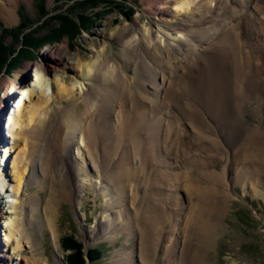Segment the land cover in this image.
<instances>
[{
	"label": "rangeland",
	"instance_id": "374dc122",
	"mask_svg": "<svg viewBox=\"0 0 264 264\" xmlns=\"http://www.w3.org/2000/svg\"><path fill=\"white\" fill-rule=\"evenodd\" d=\"M0 1L1 5L6 0ZM143 1L20 0L14 7V22L6 24L0 16V45L4 50L3 56L8 53L0 65V82L5 81L8 92L4 98V90L0 87V104L4 107L0 117L1 152L4 150L1 143L8 134L9 115L21 99L24 82H32L34 71L41 67L49 78L53 77L55 71L50 68L53 63L49 61L50 55H60L62 64L57 66V72L59 69L64 71L58 74L63 78L62 83L71 87V83H75L73 77L82 80V65L95 59L105 45L108 47L101 54L124 67V43L113 35L117 25L123 28L120 17L128 22L131 34L135 32L140 36L144 33L142 26H145L153 33L158 30L159 35L164 34L174 51V45L185 44L182 40H171L169 34L171 37L178 32L185 35L191 20L182 21L187 24L185 27L177 20L176 29L160 31L157 17L147 11ZM203 2L209 6L208 15L211 16H215V6H224L219 11L220 15L232 5L235 10L240 6V0L236 1L237 4L220 0L219 6L215 0ZM256 3L255 8L252 3L249 7L254 25L261 28L264 26V4L262 0ZM205 4L202 7L198 4V10L204 11ZM175 12L187 14L173 10ZM58 16H65L60 19L65 25L59 23ZM216 22L217 18L209 26ZM241 42L243 44L239 39L238 53L241 48L251 60L241 63L254 64L264 70V60L261 57L257 59V52L249 49L247 52ZM150 51L153 52L152 49ZM212 53L214 60L219 61L216 73L224 84L209 83L207 76L213 73L206 62L201 61L194 75L197 79L193 83L195 87L189 91L183 85L193 79L191 76L174 72V63L161 52L151 55L141 51L147 61L145 65L150 64L154 68L156 77L147 76L150 87L144 89L143 83L136 101L131 96L120 101L128 103L126 107L131 110L130 116L125 113L124 117L128 119L123 123L120 107L116 109L113 122L117 126L109 131L110 146L105 150L108 154L105 153L104 158L101 145L95 144L91 155L82 142L88 119L81 125V135L77 131L73 138L72 129H67L68 125L78 122L76 117L85 109L81 103L84 91L97 88L101 78L95 75L84 79V91L73 87L70 100L77 103L74 109L70 108L68 99L52 103L53 110H72L75 116L74 119H66L62 112L54 115V126L45 147L48 148L47 154L42 155L43 177L40 175L34 183L30 179L21 191L19 198L25 210L31 197L41 205L37 207L36 214L33 213V221L26 225L20 252L5 240V218L10 215L5 213V201L11 199L10 190L0 194V256L4 257H0V264H30L33 256L47 259V264H71L76 251L83 260L82 264H88L87 252L94 248L100 253L91 264H121L118 260L125 257L132 261L124 264H264V80L261 79L264 73L253 75L261 84L248 85L245 100L242 97L245 93L241 94L239 84L234 80V72L238 68L235 58L217 50ZM125 54L139 63L136 52L135 55L130 51ZM79 58L82 65L78 64ZM8 62L10 65L7 66ZM132 68H120L121 89L130 85ZM167 80L165 93H161L159 102L154 103L155 88L158 90L160 84ZM170 80L175 82L168 89ZM246 82L241 86L244 90ZM16 90H19V95ZM50 91L56 97L57 89L53 82ZM248 97L252 98L250 102ZM118 102H115L116 106ZM251 128L254 130L249 132ZM72 138L76 144L73 147L69 143ZM103 141L100 139V144ZM129 141L134 145L128 147ZM174 145L175 162L165 154V150ZM3 167L8 184H12L11 164ZM93 168L99 173L92 171ZM127 169L135 176H126L122 188L117 186L120 193L122 191L121 194L127 196L120 204L122 196L114 191L116 184L109 175ZM98 174H102L100 180ZM98 181L107 186L104 191ZM49 184L56 188L53 190L57 196L53 214L55 233L44 216ZM219 201L222 204L214 210ZM111 205L113 207L109 208ZM210 218L213 220L209 221ZM108 221L116 224L113 229H105ZM214 222L215 226L209 231ZM146 259L150 261L147 263Z\"/></svg>",
	"mask_w": 264,
	"mask_h": 264
},
{
	"label": "bare ground",
	"instance_id": "6f19581e",
	"mask_svg": "<svg viewBox=\"0 0 264 264\" xmlns=\"http://www.w3.org/2000/svg\"><path fill=\"white\" fill-rule=\"evenodd\" d=\"M19 1L20 0H6L4 4L0 5V16L2 17V19L4 20L6 24H10L14 20V7ZM203 1L205 0H191L192 7L190 10H184V12L187 13L185 15H179L180 13H176V12H175L176 14L173 13V10L182 11L180 10V8L176 7V5L182 3V0H144L143 1L144 5L147 7V11L152 14H155V16L157 17V22L160 24V26H158L159 29H161L160 31L163 30L164 32V31H171L172 29H176L177 24L175 23L177 22V20L180 21L182 27L187 26V24H183L182 21L191 20V23L188 27L190 29L186 28V33H185L186 39L182 40V42H184L185 44H181L180 42L179 45H174L175 47L173 48L175 49V51L171 48L170 46L171 44L169 43L167 37L164 36V34L161 35L164 37V44H161L160 41L157 39V35L160 32L157 30V33L156 32L153 33L150 29L147 35H145V33H142L140 36L138 35L139 36L138 42H133V44L128 47L124 46V50H123V54H124L123 60H125L124 67L121 65L120 68H124V70H126V69H130V67L131 68L134 67L132 68L133 76L129 77L130 85L126 87L125 89H121V80H122L121 71L115 79H111V80L105 78L100 70H97L93 75L88 76L87 75V65L86 63L82 65L81 58H79L78 64L82 65L81 79L82 80L91 79L92 77H95V75H98V77L101 78L99 80L101 82L98 84L97 88H90V90L84 91L83 96H82L83 100L81 103H83V106L85 107V109L79 115V117H76L78 118V122H76V124H70L71 126L68 125L69 127H67V129L68 128L72 129V134L74 138L77 131L80 132V135H81V125L84 123V120L85 119L89 120L88 125L87 126L85 125L86 126L85 132H84L85 137L81 136V138H83L82 142H84L86 148L90 150L89 153L91 155H93V153L91 152V148H93L95 144L102 146L101 151L104 152L102 154L103 158L105 157V153L108 154V152L105 150H108L110 146L109 145L110 142H108L109 141V136H108L109 131L112 129V127L117 126L115 121L113 122L116 109L120 107V115L123 116V123H126L128 119L127 117H124L125 113H127L126 116H130L129 113L131 112V110H128V108L126 107L128 103L124 104V102H120V101L124 99L126 96H131L133 101H136V99L140 96L138 91L140 90L141 87H143V83H145L144 89L147 87H150L148 85L149 79L147 76L151 74L150 76L153 75L156 77V75L154 74V68L151 67L150 64L145 65L147 61L140 54L141 51H143V53L144 52L150 53L151 55L159 51L166 58H168L170 61L174 63L175 65L174 72L180 71V74L182 75H186L187 77L191 76L193 79L183 85V88H185V90L186 89L189 90L190 88L191 90L194 89L195 84L193 83L194 81L195 82L197 81V79H195L196 76L194 77V75L196 74L195 72L197 71V69L200 68L199 65L201 61L206 62V65L209 67V70L212 71V73L214 74V76H212L213 74H210V76H207L209 83L214 82V83L224 84V80L216 73L220 65H219V61L216 62L213 58L212 51L214 50H217L219 53L226 55V56L231 54L235 58L236 61L234 63L235 65L236 64L238 65V68L234 72V80L237 81V83L239 84L241 94L245 93L244 96L242 97L244 98L246 97V87L248 85L253 86L255 84L256 86V84L258 83L261 84L260 80L256 78L257 76L255 77L253 75L256 73L258 75L259 74L263 75L264 70L255 66L254 64L241 63L244 60H248V61H251V60L249 57H246L245 52L241 48L238 53V40L240 39L241 41L243 40V44L242 42L241 44L244 45V49H246L247 52H248L247 49L251 50L253 53L257 52V59L261 57V59L264 60V33H263L264 26L260 28V26L254 25V18L252 17V12H251L252 10L249 7V3H252L253 8H255L257 6V3H256L257 0H253L252 2L251 0L250 1L240 0V3H239L240 6L238 10H235L236 9L235 6L232 5L231 8L229 10H226L227 12L225 11V13H223L222 15H220L219 11L224 6H220V7L215 6V9H217V10H214L215 16L208 15L209 6L207 7V4H205L207 1L206 2H203ZM215 1H217L216 5L219 6L220 4L218 3V1L220 0H215ZM236 1L237 0H227V2L231 4L232 3L237 4ZM259 1L261 0H258V2ZM198 4H199V7H202L205 4L204 11L198 10L199 8V7L197 8ZM262 4H264V0H262ZM255 10H257V8ZM180 16H182L181 17L182 20L179 18ZM215 18H217V22L209 26L210 22L214 20ZM260 33L262 37L260 36ZM113 35L117 37L119 40L124 42V40L127 39V36L131 35V33L128 28L126 32L123 30L119 32L115 31ZM151 49L153 50L152 53L150 51ZM137 50L139 51L137 52ZM129 51L133 54L134 52L137 53L136 55L139 56V57L137 56L138 57L137 60L139 62L138 64L135 63L136 60H134V58L133 60H130L129 54L128 55L125 54V52H129ZM50 56H51L50 57L51 60L49 61L50 62L53 61V63L51 62L52 66L50 65V68L53 71H55V73L59 77V79L53 82L54 85H56V89H57V95H55L56 97H54L51 92L53 99L49 101L48 91L50 89V85L40 84L36 88H33L32 90H30V94L27 99H24L23 101L19 103L17 102L16 104L17 106L15 110L9 115L10 116L9 122L7 124L8 134L5 135V137L6 139H9V141H6V145L4 144L3 146L4 152L0 151V154L2 153L1 154L2 155L1 156L2 165L0 164V167H1L0 169V194L2 193V191L6 193L7 191L10 190L9 196H11V199H8L7 201H5L6 203L5 207L7 208V211L5 213L10 214V215H7L5 218L6 220L5 240L9 241L10 246L16 252L21 251L22 249L21 237H23V235L25 234L26 225L30 223L31 221H33V213H35L37 209H39L37 207L41 205L35 201L34 197H31V199L27 203L28 209L26 208L25 210V208H23L24 207L22 203L23 201L21 200V198H19V196L21 195V191L23 187H26L28 185V181L30 179H31L30 180L31 183H34L36 182V179L38 180V177L40 175L41 177H43L45 168L42 164L44 162V160H42V157L44 156L42 155L47 154L48 148H45V147L49 141V135L50 133H52V127L54 126V122H55L54 115L56 113L62 112L64 113L66 119H74V116H75L74 112H71L72 111L71 109H70L71 111H66V110L59 111V109L53 110L51 107L52 103L54 102L61 103L62 100H67V99L69 100L70 105L72 106L70 108L74 109L77 103L74 104L70 100L73 97V87L75 86V83L70 82L72 85L71 87L64 85L62 83L63 78L61 79L58 74L59 72H57V66L62 64L60 62L61 58H59L60 55H57L56 57L53 55H50ZM77 56H79V54H77ZM227 62H228V58L226 59V63ZM189 67H191L192 69H188ZM39 69L40 68H37V70ZM145 72L147 74H144ZM25 74L26 73L23 72V76H25ZM261 79L262 81L264 80V78H261ZM32 82L25 81L23 84V89L26 87H29ZM164 82L165 83L162 82L160 84V87L158 90L157 88H155L154 92L157 91V93L153 94L155 98V100H153L154 103H158L160 94L161 93L163 94L166 91L165 84L168 83V80ZM174 82H175L174 80H170L168 89L174 86ZM244 82H246L245 90L244 88H241V86H244ZM127 84L128 82L126 83V85ZM0 87L4 90V94H5L4 98H6L7 97L6 94L8 92L6 90V84L4 80L0 82ZM156 87H158V85H156ZM214 89L215 88H213L212 91ZM15 93L19 95L20 92L19 90H16ZM210 97H212V94L209 95V98ZM20 100L21 99H19L18 101ZM90 100H96L98 102V108L95 111L89 110ZM250 100H252V98L248 97L247 101L250 102ZM115 102H118L117 106L115 105ZM3 112H4V107L0 104V117L3 115ZM251 129L250 130L248 129V131L252 132L254 130V128H251ZM73 138L71 141H69L72 147L73 145H76ZM100 139H104L102 144H100L99 142ZM249 141H250V138H249ZM130 145H134L133 141H129L128 147ZM71 146H69V148H71ZM158 146L159 144L156 145L157 148H159ZM174 148H175V145L172 146L170 149L165 150V154H167L168 159H171L175 162L177 158L174 156L173 154L174 152L172 153ZM260 150L261 148L258 149L256 152ZM167 151L169 152L167 153ZM123 158H124V154L121 157V160ZM125 159H127L126 156H125ZM50 161H52V159ZM262 162L264 164V158ZM7 163L11 164L12 174L10 177L12 180V184H8L6 180L7 175H6V172L3 166L5 164L7 165ZM38 163H40V166ZM144 164L146 167L148 166L146 162ZM30 169H32V172ZM55 171H58V170H55ZM92 171L94 172L97 171L99 173V171L96 170L95 168H93ZM3 173L5 175H3ZM98 175L99 177L97 178L100 180L102 178V174L101 175L98 174ZM128 175L132 177L134 173L129 172L127 169L125 171L122 170V171L111 173L109 175V177L113 180V183L116 184L115 186H113L114 187L113 189L116 192V194L122 193V191L120 193L117 186L122 188L123 181ZM172 179H174V177ZM108 180L110 179L108 178ZM97 183H99L100 185H103L102 182L98 181ZM50 184H49L50 191L48 192V196H49L48 201L44 206V216L46 217L47 224L51 227L52 231L54 232L55 229L53 228L54 227L53 214L54 212H56L54 211V206L57 203V200H56L57 196H56L55 190H53L56 188H53L54 186ZM106 188L107 186L105 187L103 185L102 191H104ZM121 196L122 198H120V201H121L120 204H122L124 200L127 199V196L125 194L124 195L121 194ZM223 197L226 198L227 196L224 195ZM110 202H111V199H110ZM221 204H222V201H219V203L216 204L217 208H216V205H214L215 207L214 210L218 209V207ZM112 207L113 206L111 205L109 208H112ZM212 220L213 219L210 218L209 221H212ZM108 223H109L108 226L104 225L105 229H109L111 227L113 229L116 225L115 223H113V221L112 222L108 221ZM214 224L215 222L211 223V228H208L209 231L212 229V227L215 226ZM27 243H29L28 240H27ZM0 257H3V256H0ZM6 259H9V257H6ZM125 261H132V260L128 259L127 257L122 258V259L120 258L118 260V263L124 264ZM149 261H150L149 259H146L147 263ZM30 264H47V259L45 260L43 257L33 256Z\"/></svg>",
	"mask_w": 264,
	"mask_h": 264
},
{
	"label": "clouds",
	"instance_id": "9594fccd",
	"mask_svg": "<svg viewBox=\"0 0 264 264\" xmlns=\"http://www.w3.org/2000/svg\"><path fill=\"white\" fill-rule=\"evenodd\" d=\"M176 7L180 8V10H182V11L190 10L192 7L191 0H182V3L176 5ZM137 15H139V14L137 13ZM120 20L122 21L123 29H121L120 25H117L116 31L119 32V31L123 30L126 32V30L129 28V24L127 21H125L123 19V17H120ZM142 27L144 29L145 35H147L149 33V28L145 27V26H142ZM169 37L173 41L185 39V35L183 33H180V32H178L175 37H171V35L169 34ZM157 39L160 41L161 44H164V37L163 36L158 34ZM138 41H139V36L137 35V33L134 32L131 35H128L127 39H125L123 43H124L125 47H128V46H131L133 44V42H138ZM107 47L108 46L105 45L104 49H102L101 52L106 50ZM86 65H87V75L88 76H91L97 70H100L102 72V74L104 75V77L107 79H110V80L115 79L121 71L118 63L115 60L111 59L110 57L105 58L101 53H97L96 58L91 59L90 61L86 62ZM58 71L64 72L63 70H60V69ZM57 79H59V77L57 76V74L55 72L53 74V77L49 78L45 74L44 67H41L39 70L36 69L34 71L33 82L31 83V85L29 87H26V88L21 90V93H20L21 100L18 101V103L23 101L24 99H27L29 97L30 90H32L33 88H36L40 84L50 85L52 82H54ZM72 79L75 81L76 87L80 88L81 91L85 90V82L83 80H76L75 77H73ZM48 99H49V101H51L53 99L50 89L48 91ZM97 108H98V102L96 100H90L89 110L95 111Z\"/></svg>",
	"mask_w": 264,
	"mask_h": 264
},
{
	"label": "trees",
	"instance_id": "16d2710c",
	"mask_svg": "<svg viewBox=\"0 0 264 264\" xmlns=\"http://www.w3.org/2000/svg\"><path fill=\"white\" fill-rule=\"evenodd\" d=\"M63 17H65V16H58V17H56L57 19H59V23L60 24H62V25H65L66 23H64L63 21H61L60 19L61 18H63ZM58 21V20H57ZM69 25V24H68ZM68 28H70V25L68 26ZM62 29H64L63 27H62ZM4 50H3V48H2V46L0 45V57H1V59H0V65H1V62L6 58V55L8 54H6V55H4L3 56V52ZM3 56V57H2ZM8 65H10V63L8 62V64H7V66ZM76 248H78L77 246H75ZM100 253V251L97 249V248H94L93 250H91L90 252L88 251L87 252V258H88V260L92 263L94 260H93V258H96L97 257V255ZM74 255H75V258H73L72 260H71V264H82V259L81 258H79V252L78 251H76L75 253H74ZM88 263V264H91V263ZM93 264H101V263H93Z\"/></svg>",
	"mask_w": 264,
	"mask_h": 264
}]
</instances>
